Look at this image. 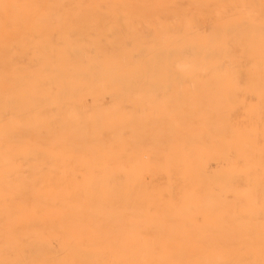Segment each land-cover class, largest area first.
<instances>
[{"label":"bare ground","instance_id":"6f19581e","mask_svg":"<svg viewBox=\"0 0 264 264\" xmlns=\"http://www.w3.org/2000/svg\"><path fill=\"white\" fill-rule=\"evenodd\" d=\"M261 121L264 0H0V264H264Z\"/></svg>","mask_w":264,"mask_h":264},{"label":"rangeland","instance_id":"374dc122","mask_svg":"<svg viewBox=\"0 0 264 264\" xmlns=\"http://www.w3.org/2000/svg\"><path fill=\"white\" fill-rule=\"evenodd\" d=\"M107 95L108 94L105 93L104 96H101V98L104 100L105 104H108V106L110 105L109 106L110 107L109 110H112V109H114L116 107V105L114 104L115 101H114L113 98H111V97H109ZM231 108H232L233 111H237V110H241V109L242 110L243 109L247 110L248 106H238V105H236V106H232ZM238 117H239V114H236V115H234V117L230 121V123L233 125V127L234 126L237 127V124H238V119L237 118ZM261 123H264V121H261ZM263 127H264V125H263ZM209 168H210L211 171H214V170H218L219 166L216 165V164H212ZM119 181H121L122 184L124 183L123 180H118V183H120ZM124 181H125L124 184L128 183L127 180L124 179ZM263 192H264V188H263ZM263 195H264V193H263Z\"/></svg>","mask_w":264,"mask_h":264}]
</instances>
